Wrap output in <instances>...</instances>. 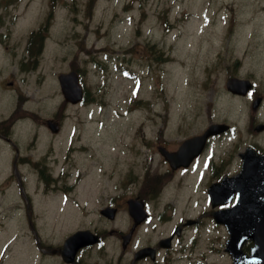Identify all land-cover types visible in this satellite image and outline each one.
Listing matches in <instances>:
<instances>
[{"label":"rangeland","instance_id":"1","mask_svg":"<svg viewBox=\"0 0 264 264\" xmlns=\"http://www.w3.org/2000/svg\"><path fill=\"white\" fill-rule=\"evenodd\" d=\"M38 25H44L48 37L42 52H36L37 78L25 91L30 99L34 96L27 106L38 113L41 109L42 122L28 121L43 125L55 114H64L65 121L60 135L43 134L33 151L35 157L45 154L46 171L55 175L49 189L42 185L36 191L31 165L23 168L29 176L23 177L21 189L10 156L0 160V250L10 247L6 264H32V255L22 254L25 244L32 249L30 221L38 228L72 216L91 217L73 211L67 201L65 174L71 162L89 172V180L96 176L89 185L85 177L83 185L97 190L107 176L127 172L136 160L140 167L147 141H155L163 126L170 143L199 133L207 116L242 129L248 114L244 103L213 96L225 77L222 62L227 57L225 65L231 67L237 58L241 74L252 72L264 80V0H0V35H7L0 36V66L12 61L8 48L25 45ZM12 70L10 66L8 72ZM72 70L89 90L85 106L64 103L58 76ZM191 186L186 190L192 191ZM29 200L31 208L23 209ZM192 200H180L181 209H190L186 215L199 210ZM224 236L221 228L202 229L197 253L184 264L200 260L205 252L207 261L227 262L225 253H211Z\"/></svg>","mask_w":264,"mask_h":264},{"label":"flooded vegetation","instance_id":"2","mask_svg":"<svg viewBox=\"0 0 264 264\" xmlns=\"http://www.w3.org/2000/svg\"><path fill=\"white\" fill-rule=\"evenodd\" d=\"M27 36L25 45L12 50L8 48L5 53L11 56L12 61L8 66H0V159L10 156V162L20 167L17 173L19 179L29 176L23 168L31 165V175L40 188L42 182L51 180L52 176L41 169L45 161L43 153L35 157L33 151L40 147L43 134L56 137L61 133L64 118L62 114H55L52 118L59 128L56 133L46 130V124L43 127L41 123L32 126L28 121L30 118L41 121L40 115L36 117L38 111L27 106L30 100L34 101V96L30 99L25 87L37 78L35 72L39 60L36 52L42 49L41 42H45L47 35L41 33L34 41L30 39L31 32ZM3 43L0 39V46ZM10 66L14 70L8 72ZM9 74L12 76L9 77ZM236 76L251 81V88L246 94L228 90V79ZM83 87L85 99L82 103H86L89 97ZM220 91L222 96L243 102L248 109L245 129L235 130L229 123V130L209 137L200 155L186 165H174L161 153L162 149L176 152L181 140L170 143L161 135L148 142V154L140 167L136 160L127 172L107 176L97 190L84 188L87 185H83L86 179L88 185L91 184L96 176L89 180L90 173L84 174L78 164L71 162L65 174L68 181L65 188L67 200L73 210L91 213V217L85 215L84 220L51 221L38 228L35 222L30 221L28 228L32 232L28 240L34 252L32 264H184L197 253L199 232L208 226L221 228L225 233L223 241L217 248L214 245L211 253L217 255L219 250L226 254L228 261H207L208 253L205 252L199 254L200 260L189 264H234L233 255L228 250L229 231L215 221L213 214L234 205L235 199L214 206L210 189L214 187L220 197L225 193L227 189L219 183L241 170L242 155L247 149L264 154V116L260 115L264 108V80L232 74L224 77ZM36 97L40 102L41 94H36ZM257 98L262 99V104L254 110L251 103ZM216 122L228 123L226 120L210 119L197 134L204 133L210 124ZM191 136H185L184 140ZM190 186L193 190L187 191ZM42 191L44 194L49 192ZM186 198L194 199L193 206L199 207L196 214L186 215L190 209H181L180 200ZM79 232L84 233L68 244V239ZM253 246L252 240H245L240 249L249 256Z\"/></svg>","mask_w":264,"mask_h":264},{"label":"water","instance_id":"3","mask_svg":"<svg viewBox=\"0 0 264 264\" xmlns=\"http://www.w3.org/2000/svg\"><path fill=\"white\" fill-rule=\"evenodd\" d=\"M59 81L67 101L77 103L82 99V87L76 73L61 74ZM245 84V81L229 80V87L235 91H237L235 87ZM258 105L259 100H256L254 107L257 108ZM225 129H227L225 125H213L203 135L186 140L176 155L170 154L167 157L180 164L193 159L209 136ZM243 157V170L237 177L224 183L227 189L225 193L220 197L215 193L214 187L210 190L214 206L228 202L234 193H237L235 206L214 212V218L218 223L228 227L231 234L228 250L234 257V264H264V155L251 156L248 152ZM79 236L81 234L75 235L69 242ZM248 239L254 240L255 247L251 256L246 257L240 247Z\"/></svg>","mask_w":264,"mask_h":264},{"label":"trees","instance_id":"4","mask_svg":"<svg viewBox=\"0 0 264 264\" xmlns=\"http://www.w3.org/2000/svg\"><path fill=\"white\" fill-rule=\"evenodd\" d=\"M38 33H39V32H38ZM38 33H34L32 38L34 39V37H35ZM32 38H31V39H32Z\"/></svg>","mask_w":264,"mask_h":264},{"label":"bare ground","instance_id":"5","mask_svg":"<svg viewBox=\"0 0 264 264\" xmlns=\"http://www.w3.org/2000/svg\"><path fill=\"white\" fill-rule=\"evenodd\" d=\"M137 111H138V112H141L142 110H141L140 108H137Z\"/></svg>","mask_w":264,"mask_h":264}]
</instances>
